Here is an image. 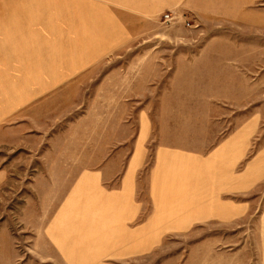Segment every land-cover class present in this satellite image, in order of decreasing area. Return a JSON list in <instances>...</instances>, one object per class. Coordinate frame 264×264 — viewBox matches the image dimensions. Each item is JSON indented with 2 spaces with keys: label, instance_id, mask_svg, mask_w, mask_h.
<instances>
[{
  "label": "rangeland",
  "instance_id": "1",
  "mask_svg": "<svg viewBox=\"0 0 264 264\" xmlns=\"http://www.w3.org/2000/svg\"><path fill=\"white\" fill-rule=\"evenodd\" d=\"M72 22L66 29L61 23V0H0V264H264V0L235 19L166 11L146 22L144 35L125 41L82 35ZM144 82L146 98L138 95ZM170 82L190 93L175 91L167 104L190 112L186 103L201 102L211 113L179 114L177 123L241 122V213L191 227L171 222L157 229L160 237L147 231L139 254L126 256L115 244L114 257L125 256L91 261L87 222L75 221L73 240L50 227L58 198L75 173L120 159L139 130L154 127L158 115L141 111L153 107L150 89ZM199 87L218 100L186 98ZM154 144L152 138L149 164ZM117 173L104 183L114 187ZM148 205L131 231L151 216ZM120 231L112 229L113 240ZM61 241L86 250L65 259Z\"/></svg>",
  "mask_w": 264,
  "mask_h": 264
},
{
  "label": "crops",
  "instance_id": "2",
  "mask_svg": "<svg viewBox=\"0 0 264 264\" xmlns=\"http://www.w3.org/2000/svg\"><path fill=\"white\" fill-rule=\"evenodd\" d=\"M258 1L61 0V23L64 22L66 29L65 21H73L69 27L81 29L82 35L123 37L125 41L130 36L144 35L146 22L158 19L166 11L190 12L205 19H235L243 9ZM170 84L166 90L150 89V93L157 95L153 107L151 102V109L146 106L141 111L144 115H158L154 127L149 124V127L139 130L133 145L123 152L120 159L107 157L103 161H107V166H102L101 170L75 173L67 194L58 198V212L50 227L53 226L54 230L61 226V234L64 229L69 239L73 240L79 231L75 221L81 219L87 222L89 233L96 237L89 235L90 249L92 246L94 252L90 256L91 261L128 256L130 251L139 254L146 245L147 231L148 237L151 234L160 237L157 229L167 227L171 222V227H191L197 222L231 221L241 213V206L236 204V197L242 191L240 166L244 134L241 122L226 127L199 122L195 128L194 125L181 123V120L177 123L172 117L179 114L209 116L211 113L200 109L201 102L186 103L184 110L190 112L179 111L181 109L176 103H172L171 107L167 102L174 98L172 94L175 91H190L186 87L183 91V87L175 82ZM199 89L201 91H193V95L186 98L218 100L219 96L210 97L202 91V87ZM142 94L146 98V82L139 87L138 95ZM222 97L225 98L224 95ZM216 104L212 102L209 105L220 110L214 107ZM152 138L155 144L149 164L147 146ZM119 170L121 179L114 187L104 183L112 181ZM147 203L151 205V216L131 231L130 223L147 209ZM112 229H121L114 240ZM115 244L126 250L125 254L114 257ZM85 250L77 242L74 245L61 241L65 259L76 260L79 258L76 252Z\"/></svg>",
  "mask_w": 264,
  "mask_h": 264
},
{
  "label": "built area",
  "instance_id": "3",
  "mask_svg": "<svg viewBox=\"0 0 264 264\" xmlns=\"http://www.w3.org/2000/svg\"><path fill=\"white\" fill-rule=\"evenodd\" d=\"M164 18H165L166 20H169V19H170V16H169L168 14H166V15H164Z\"/></svg>",
  "mask_w": 264,
  "mask_h": 264
}]
</instances>
